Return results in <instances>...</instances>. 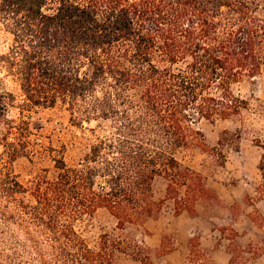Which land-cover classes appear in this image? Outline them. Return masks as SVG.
Listing matches in <instances>:
<instances>
[{
    "label": "trees",
    "instance_id": "16d2710c",
    "mask_svg": "<svg viewBox=\"0 0 264 264\" xmlns=\"http://www.w3.org/2000/svg\"><path fill=\"white\" fill-rule=\"evenodd\" d=\"M0 24L12 36L0 68L19 84L24 106L60 103L72 121L102 130L81 162L55 158V178L25 185L12 164L28 148V122L7 116L15 95L0 92L2 219L23 227L39 249L27 227L37 225L65 263L110 264L126 247L110 233L93 247L62 216L105 208L124 228L155 216L166 200L176 212L192 211L206 192L184 163L188 148L205 145L193 125L243 118L250 103L234 84L247 79L254 90L264 81V0H0ZM254 112L264 121V98ZM254 143L264 197V127ZM157 180L165 182L159 201Z\"/></svg>",
    "mask_w": 264,
    "mask_h": 264
},
{
    "label": "rangeland",
    "instance_id": "374dc122",
    "mask_svg": "<svg viewBox=\"0 0 264 264\" xmlns=\"http://www.w3.org/2000/svg\"><path fill=\"white\" fill-rule=\"evenodd\" d=\"M11 40L0 24V51ZM256 81L254 90L247 79L233 86L250 103L243 118L201 119L193 125L203 133L205 145L188 148L184 163L201 176L206 192L196 197L192 211L176 212L174 200H166L158 214L124 228L117 226V219L105 208L73 221L62 216V224L71 223L93 247L103 233L123 240L126 250L116 251L110 264H142L133 256L135 252H141V259L149 256L153 264H196L191 259L200 264H264V197L256 191L261 151L254 143L264 127L254 112L264 98V81ZM0 92L15 95L7 116L16 124L21 119L28 122V148L12 164L25 185L37 176L55 178V158L63 157L70 165L81 162L95 136L102 133L100 129L92 132L96 121H72L70 111L60 103L50 108L25 107L19 84L2 68ZM13 132L8 141L15 139ZM4 150L0 143V156ZM164 191L165 182L157 180L153 199L161 200ZM7 204L0 197V264H70L56 254L60 246L49 240L48 233L35 231L37 225L27 227L39 238V249L23 227L4 221L1 213Z\"/></svg>",
    "mask_w": 264,
    "mask_h": 264
}]
</instances>
